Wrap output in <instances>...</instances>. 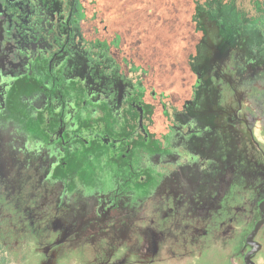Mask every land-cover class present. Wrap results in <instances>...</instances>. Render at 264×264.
Wrapping results in <instances>:
<instances>
[{"label": "flooded vegetation", "instance_id": "af4514ba", "mask_svg": "<svg viewBox=\"0 0 264 264\" xmlns=\"http://www.w3.org/2000/svg\"><path fill=\"white\" fill-rule=\"evenodd\" d=\"M136 2L0 0L6 255L264 264V63L205 17L173 59Z\"/></svg>", "mask_w": 264, "mask_h": 264}, {"label": "rangeland", "instance_id": "374dc122", "mask_svg": "<svg viewBox=\"0 0 264 264\" xmlns=\"http://www.w3.org/2000/svg\"><path fill=\"white\" fill-rule=\"evenodd\" d=\"M110 1L111 0H108V3ZM143 1L144 0H142V3ZM148 1L149 7L146 8L143 7V5H138L137 2L135 4L133 3V10L135 12L141 11V13L145 10H149L152 15L149 23L151 33H161L164 31L168 46L167 50L173 55V59L185 58V56L193 49L192 46L195 43V40H199L200 33L194 35V28L188 19H182L181 16L175 14V12L168 13L163 10L160 12L159 9L156 10L158 8L157 5H153L156 9L151 11L153 8L152 5H150L151 0ZM250 1L253 2L251 3L252 6L247 8L241 4L242 2L236 5L232 3L233 1L227 3H223L222 1H210L209 4H207L209 11L203 16L205 17V20L200 19L197 22L198 27H204L207 31L206 26L208 25L211 27L212 25L208 23V21L218 22V27L221 30L220 33L224 34V37L228 36L226 39L230 41L228 45V50H230V52L235 49L237 52H241V54L246 55L251 59L254 57L258 58V55L260 56V54L256 51V45L259 47L261 46L262 48L263 42L261 40L263 39L260 37L261 31L257 30V27L264 24V1L263 3L254 2L252 0ZM235 5L240 9H237ZM163 28H166L167 30L165 31ZM178 48L181 49V52L180 55L176 57L174 53ZM202 48L203 46L198 47L199 55L197 62H195V68H199V70L205 69L206 65L204 62L205 59L203 58L205 51ZM246 104L255 107L250 100L246 101Z\"/></svg>", "mask_w": 264, "mask_h": 264}, {"label": "trees", "instance_id": "16d2710c", "mask_svg": "<svg viewBox=\"0 0 264 264\" xmlns=\"http://www.w3.org/2000/svg\"><path fill=\"white\" fill-rule=\"evenodd\" d=\"M210 1H222L223 3L233 1L232 3L236 5L242 2L241 4H243L244 7L246 8L252 6L251 3H253L250 0H151L150 5H152V7L153 5L158 6L157 9L153 7L151 11H153L154 9L156 10L159 9L160 12L162 10L168 13L175 12V14H179L182 19L187 18L190 24L192 25V27L195 28L197 24L196 18H202L204 15L207 14V11H209V9L207 8V4H209ZM252 1L263 3L264 0H252ZM236 5L235 7L237 9H240ZM257 30L261 31L260 37H262L263 39V40L260 39L263 42L262 48L261 46L259 47L256 45V49H257L256 51H258V54H260V56L258 55L257 63L259 62L263 66V63H264V24L258 26ZM13 241L14 240H13L11 229L10 227H8L7 236H5L4 234L1 236L0 234V264H16L17 259L10 258L9 256L6 255V250H7V253L10 252L8 248L12 246ZM27 264H30V261H28Z\"/></svg>", "mask_w": 264, "mask_h": 264}]
</instances>
